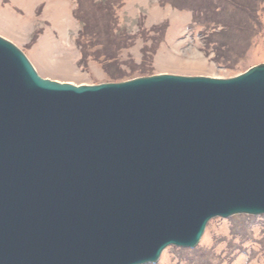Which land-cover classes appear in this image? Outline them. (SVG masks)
I'll list each match as a JSON object with an SVG mask.
<instances>
[{
  "label": "water",
  "instance_id": "water-1",
  "mask_svg": "<svg viewBox=\"0 0 264 264\" xmlns=\"http://www.w3.org/2000/svg\"><path fill=\"white\" fill-rule=\"evenodd\" d=\"M264 214V63L229 78H44L0 35V264H147Z\"/></svg>",
  "mask_w": 264,
  "mask_h": 264
},
{
  "label": "rangeland",
  "instance_id": "rangeland-1",
  "mask_svg": "<svg viewBox=\"0 0 264 264\" xmlns=\"http://www.w3.org/2000/svg\"><path fill=\"white\" fill-rule=\"evenodd\" d=\"M99 1L0 0V34L28 55L41 76L76 85L111 81L105 61L119 74L144 66L151 74L219 78L264 63V0L256 2L252 20L225 0L220 2L225 12L217 16L200 0L191 5L192 0ZM109 4L112 14L106 15ZM78 16L94 31L100 24L102 34L80 40ZM215 18L227 25H209ZM99 41L105 45L95 46ZM81 45L86 47L83 62ZM153 264H264V215L213 218L196 247L168 246Z\"/></svg>",
  "mask_w": 264,
  "mask_h": 264
},
{
  "label": "trees",
  "instance_id": "trees-1",
  "mask_svg": "<svg viewBox=\"0 0 264 264\" xmlns=\"http://www.w3.org/2000/svg\"><path fill=\"white\" fill-rule=\"evenodd\" d=\"M79 1H81V0H79ZM109 1L110 0H100L99 3L105 5V4H108ZM116 1L117 0H112L111 2L113 3V2H116ZM193 1L194 0L190 1L188 3V5H191L193 3ZM257 1H259V0H225L226 5L229 4V3H231L233 5V7H236V8H239V9L240 8L241 9H245L248 12V14H249L248 17H251L250 18L251 20L253 19V16H254V14L252 15V13H253L252 11H254L253 10L254 8L256 9L255 4H256ZM199 2L202 3L204 6H206V7H204V10H206L207 12L213 11V12H210V14L214 13L215 16H217L218 13L225 12V9H223L224 7L220 6L221 0H200ZM80 3H78V5ZM207 9H209V11ZM106 11L109 12L107 14L105 13L106 15H111L112 14V9H111L110 4L108 5ZM195 12H197V15L200 17V14L202 12H200L199 9L197 10V8H196V11ZM204 14L205 13H203V16H204ZM199 17H198V19L196 18V23L197 22L198 23L201 22V18H199ZM78 18L80 19V22L82 23V33L79 36V39L80 40H82L84 37H88V35L90 33H92V32H95L97 35H101L102 34L101 28L99 26L100 24H98V25L96 24L98 26V30L99 31H94L93 28L90 29V27L88 25L89 23L86 20L82 19V17H80V16H78ZM109 21H112V18H110V16L107 18V22H105V23L108 24ZM233 21H234V18L229 22L230 24H232V26H234V24H235V22H233ZM214 23L216 25H221L222 28L227 25V23H224L225 26L222 25L223 23L219 19H217V18L211 19L209 21V25L214 24ZM105 27L108 29V26H105ZM230 27H231V25H230ZM114 34H116V32H114ZM111 35L112 36H110V37H113L114 36L113 34H111ZM212 35H213V33L211 34V36ZM109 41L110 40H108L105 43H108L109 44ZM105 43L103 41H99L97 43L95 42L94 44H95V46L96 45L99 46L100 44L105 45ZM110 44H114L117 48H119V44L118 43H115L114 40L110 41ZM81 48H82V56H83L81 58V60L83 62V60L86 57V53H85L86 47L84 45H81ZM101 61L103 63V60H101ZM104 66H106L105 68H106V71L108 72V76H110V78H111V81H121V80L131 79V78H134V77H137V76L151 75V73H149V71H148V68H145L144 66H140V67L137 66L138 68L136 70H133L132 72H124V73H120V74L119 73H115V72H111L112 71L111 70L112 69V66H111V64H108L107 61H105ZM137 73H139V74H137Z\"/></svg>",
  "mask_w": 264,
  "mask_h": 264
}]
</instances>
